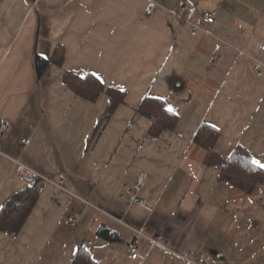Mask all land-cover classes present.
I'll list each match as a JSON object with an SVG mask.
<instances>
[{"label": "crops", "instance_id": "obj_1", "mask_svg": "<svg viewBox=\"0 0 264 264\" xmlns=\"http://www.w3.org/2000/svg\"><path fill=\"white\" fill-rule=\"evenodd\" d=\"M181 1L0 0V122L11 124L0 135V209L27 187L18 164L52 182L64 174L73 194L36 180L18 234L0 231V264H70L81 248L96 264H186L177 255L192 252L205 264H264V184L245 194L219 181L194 140L207 125L218 157L240 145L264 164V0H193L199 30ZM57 48L62 65L38 78L35 57ZM66 72L99 77L124 103L105 118L109 96L75 95ZM146 97L174 110L173 130L150 134L136 113ZM139 180L145 207L130 205ZM138 233L162 235L173 253Z\"/></svg>", "mask_w": 264, "mask_h": 264}, {"label": "trees", "instance_id": "obj_2", "mask_svg": "<svg viewBox=\"0 0 264 264\" xmlns=\"http://www.w3.org/2000/svg\"><path fill=\"white\" fill-rule=\"evenodd\" d=\"M61 66L63 63V51L57 48L51 59L46 60L38 55L35 57L37 77L39 78L49 64ZM63 83L75 95L80 96L90 102L97 100L99 95L105 92L109 98V104L105 112L108 118L118 105L124 103L125 94L116 89L105 88L104 85L94 76L79 77L66 72L63 76ZM136 113L148 118L151 122L150 134L157 136L164 131H171L176 125L177 116L170 113L165 107V102L160 99L146 97L140 103ZM219 132L207 125H202L195 136V142L199 143L205 150V163L217 166L220 169L218 180L228 183L245 194H252L256 187L264 184V169L252 163L249 152L237 146L230 156L226 158L218 157L213 147ZM39 186L37 183L27 185V187L11 195L0 209V231L9 237L14 238L28 215L30 214L38 196ZM70 264H96L89 253L84 249H79Z\"/></svg>", "mask_w": 264, "mask_h": 264}, {"label": "built area", "instance_id": "obj_3", "mask_svg": "<svg viewBox=\"0 0 264 264\" xmlns=\"http://www.w3.org/2000/svg\"><path fill=\"white\" fill-rule=\"evenodd\" d=\"M180 9L184 13V19L185 21L189 22L191 24V27L193 30H199L200 27L196 23L192 22V18L196 13V4L193 0H182L179 4ZM200 21L206 23V24H213L214 23V16L208 13L203 14L200 18ZM261 50H264V46L261 47ZM214 61H217V58H214ZM11 124L8 121H1L0 122V135L4 134L9 128ZM23 145H29L30 139H23L21 141ZM17 173L19 176V179L23 181L26 185H32L36 182V180H41L43 182L51 184L58 192H64L68 193L70 195H73L65 188V181L66 177L64 174H60L58 176V180L56 182H52L41 175H38L35 171L32 169L22 165L18 164ZM141 181H137L136 185L133 187L135 190V193L131 196L130 205H144V198L140 195V189H141ZM58 194L53 195L52 201L55 203L59 202V199L57 197ZM147 210H150L146 207ZM76 219L74 216H69L63 221V226L71 230L75 226ZM140 234L144 239H146L151 246H158L166 251L172 252V249L169 247L167 240L162 235H156L155 237H147L145 235ZM128 250L130 254L131 260H138L139 259V252L138 247L135 243H130L128 245ZM173 253V252H172ZM182 261H184L186 264H205V260L201 258L197 253L192 252L187 255H177Z\"/></svg>", "mask_w": 264, "mask_h": 264}, {"label": "snow or ice", "instance_id": "obj_4", "mask_svg": "<svg viewBox=\"0 0 264 264\" xmlns=\"http://www.w3.org/2000/svg\"><path fill=\"white\" fill-rule=\"evenodd\" d=\"M97 78L99 79V77H97ZM167 111L170 112V113L174 112V110H173L171 107H169V108L167 109ZM253 163H254L255 165H257L258 167H260L261 169H264V164H262L260 161H258V160H254Z\"/></svg>", "mask_w": 264, "mask_h": 264}, {"label": "clouds", "instance_id": "obj_5", "mask_svg": "<svg viewBox=\"0 0 264 264\" xmlns=\"http://www.w3.org/2000/svg\"><path fill=\"white\" fill-rule=\"evenodd\" d=\"M205 215H206L207 218L211 219L212 216L214 215V210L212 212H210V213H205Z\"/></svg>", "mask_w": 264, "mask_h": 264}]
</instances>
